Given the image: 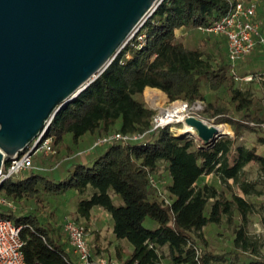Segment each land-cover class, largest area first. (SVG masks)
Wrapping results in <instances>:
<instances>
[{
	"label": "trees",
	"instance_id": "obj_1",
	"mask_svg": "<svg viewBox=\"0 0 264 264\" xmlns=\"http://www.w3.org/2000/svg\"><path fill=\"white\" fill-rule=\"evenodd\" d=\"M235 1L162 0L139 28L145 45L139 47L136 37L129 40L52 117L46 134L54 152L33 155L29 168L0 184V198L15 205L13 210L0 203V214L20 226L26 261L74 264L64 223L69 216L87 232L92 211L102 208L114 239L132 246L123 264H161L164 259L169 264H240L239 255L242 264H264L244 255L255 244L248 216L264 211V199L259 208L253 200L262 193L258 181L248 180L245 169L253 163L264 180V150L259 149L264 137L258 135L251 145L244 137L264 131V96L255 98L236 85L223 35L203 36L190 47L176 32L212 23ZM243 1L255 2L256 17L264 18V0ZM259 51L251 60L261 56ZM248 73L264 78V70L246 68ZM147 87L162 91L169 102L200 100L202 108L193 114L228 124L232 134L203 144L183 127L153 128L156 109L142 98ZM157 89L148 91L160 98ZM116 131L146 134L137 142L94 145ZM234 219L231 248L207 250L203 230ZM122 254L117 248L116 257Z\"/></svg>",
	"mask_w": 264,
	"mask_h": 264
},
{
	"label": "water",
	"instance_id": "obj_2",
	"mask_svg": "<svg viewBox=\"0 0 264 264\" xmlns=\"http://www.w3.org/2000/svg\"><path fill=\"white\" fill-rule=\"evenodd\" d=\"M161 0H0V167L82 92ZM203 144L227 132L189 115Z\"/></svg>",
	"mask_w": 264,
	"mask_h": 264
},
{
	"label": "built area",
	"instance_id": "obj_3",
	"mask_svg": "<svg viewBox=\"0 0 264 264\" xmlns=\"http://www.w3.org/2000/svg\"><path fill=\"white\" fill-rule=\"evenodd\" d=\"M161 1L158 2V5ZM255 14L256 5L254 2L246 3L243 0H236L230 5L228 11L217 20L209 24H200L196 28L202 32L220 34L225 37L228 56L231 61V66L234 67L236 61L251 53L257 44L264 45V35H262L260 31V22L255 18ZM138 31L139 28L129 37L128 41L136 37L138 46L142 47L146 43L145 35L143 33H138ZM245 79L252 80L254 76L250 74L247 75ZM177 104L182 105L184 109L181 119L173 118L172 121L175 122L183 121L184 123L185 117L194 115L192 111L202 108V102L200 100L195 101L191 105L186 101L179 100L174 105ZM174 105H172V107H174ZM167 110L168 109L161 114L156 113L154 115L151 121L153 128L164 126L172 122H167L162 119ZM202 120L208 124L219 126L213 121H208L206 119ZM184 125L186 124L184 123ZM48 126L49 124L38 133L22 152L13 154L7 162L1 165L0 184L10 176L29 168L32 164L33 155L38 153L49 155L54 152L52 138L46 134ZM145 134L146 132L122 133L116 131L97 138L94 145H101L112 141H121L124 143L137 142L142 140ZM194 136L198 142L202 143L196 133H194ZM0 203L6 204L10 209H15V205L11 201L0 198ZM64 230L68 234L69 242L73 248V254L76 257L74 264H115V262L110 259L94 256L91 253L84 227L78 225L73 219H66ZM22 244L20 226L16 225L11 218L0 214V264H42L41 262L32 263L26 261L21 251Z\"/></svg>",
	"mask_w": 264,
	"mask_h": 264
},
{
	"label": "rangeland",
	"instance_id": "obj_4",
	"mask_svg": "<svg viewBox=\"0 0 264 264\" xmlns=\"http://www.w3.org/2000/svg\"><path fill=\"white\" fill-rule=\"evenodd\" d=\"M255 18L260 22V31L262 35H264V18L263 19L257 18L256 14H255ZM176 32L179 36V39H181L187 46L190 47L195 46L203 36L212 37L214 35V33L202 32L197 28L183 27L178 29ZM258 45L259 47H257L255 50H252L251 53H249L248 55L241 58L244 63H241L239 61L240 60L239 58L236 61L234 67L231 66V70L233 69V72L238 75L236 76V85L252 91L255 98L264 96V84L262 83V79L264 78L261 76H255L253 80H246L245 77L250 74L248 73L247 75H244V73L246 68L249 70L252 69L264 70V45L263 44H258ZM258 51L259 54H261V56L251 60V56L257 53ZM243 64L246 65L247 67H245ZM147 91L148 90H146L143 93L142 98L147 102V104L150 107L156 109L157 114H161L166 109H169L172 105H174L176 102L179 101L176 100L173 102H169L162 92H160V98H159L156 94L150 91L149 94H147ZM169 124H172L175 130L181 127L186 129L187 127V125H184L183 121L180 122L172 121ZM216 124H218L219 126H225L226 127L225 132L232 134V131L228 124L226 123H216ZM258 135L264 137V131H259L256 134L249 133L245 135L244 138L247 144L251 145L257 139ZM259 149L264 150V145H261ZM38 154L42 155V153H38ZM245 169L247 172V179L250 181H258L256 188L262 191L260 196L253 198L257 207L259 208L260 200L264 199V180L260 176L257 167L253 163H249L245 167ZM14 176L16 178L17 174H14ZM205 180L210 182L213 181L216 184V181L212 180L211 177H205ZM233 189H236L235 186L233 187ZM160 190L162 191L163 188L160 187ZM68 218L70 217L68 216ZM236 221L237 220L234 219L233 222L230 224L223 223L219 226L206 227L203 230V236L207 242V246H208L207 250L213 253H225L226 251H228L231 248V239L234 235L233 229L235 227ZM145 226H148V222H145ZM87 228L88 231L86 232V234H87L88 242L90 243V246L95 247V249L92 251V252L96 251L94 256L110 259L114 261L115 264H123V262L128 258L132 246L126 240L117 241L114 239V236L111 232V220L104 209L96 208L92 211V216L89 223H87ZM247 230L251 238L255 240V244H254V248L252 246L249 247L244 253V255H249L251 258L260 259L264 262V211L258 209L257 211H255L254 213L248 216ZM117 248L123 251L121 259L116 257ZM243 259L244 257L239 255L240 264H242ZM161 264H169V263H167L166 260L164 259L162 260Z\"/></svg>",
	"mask_w": 264,
	"mask_h": 264
},
{
	"label": "bare ground",
	"instance_id": "obj_5",
	"mask_svg": "<svg viewBox=\"0 0 264 264\" xmlns=\"http://www.w3.org/2000/svg\"><path fill=\"white\" fill-rule=\"evenodd\" d=\"M172 107V106H171ZM170 107V108H171ZM183 106L180 104L175 105L174 107H172L171 109H168L166 114L163 115L162 119L164 121H172L173 118H177V119H181L182 118V111H183ZM219 130L221 132H225L226 131V127L225 126H218ZM190 129L188 126L186 127V130ZM182 132V131H181Z\"/></svg>",
	"mask_w": 264,
	"mask_h": 264
},
{
	"label": "crops",
	"instance_id": "obj_6",
	"mask_svg": "<svg viewBox=\"0 0 264 264\" xmlns=\"http://www.w3.org/2000/svg\"><path fill=\"white\" fill-rule=\"evenodd\" d=\"M150 89H157V88L147 87V88L145 89V91H146V90H150ZM157 90H159V89H157ZM145 91H144V92H145ZM159 92H162V91L159 90ZM162 93H163V92H162ZM147 94H149V91H147ZM163 95H164V93H163Z\"/></svg>",
	"mask_w": 264,
	"mask_h": 264
}]
</instances>
